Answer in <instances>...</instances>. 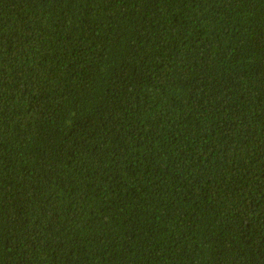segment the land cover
Returning <instances> with one entry per match:
<instances>
[{"label": "trees", "instance_id": "trees-1", "mask_svg": "<svg viewBox=\"0 0 264 264\" xmlns=\"http://www.w3.org/2000/svg\"><path fill=\"white\" fill-rule=\"evenodd\" d=\"M0 264H264V0H0Z\"/></svg>", "mask_w": 264, "mask_h": 264}]
</instances>
